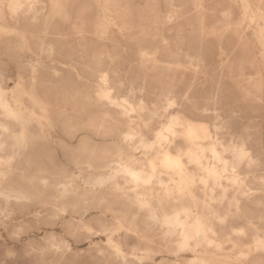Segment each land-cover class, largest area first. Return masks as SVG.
<instances>
[{"label": "rangeland", "instance_id": "obj_1", "mask_svg": "<svg viewBox=\"0 0 264 264\" xmlns=\"http://www.w3.org/2000/svg\"><path fill=\"white\" fill-rule=\"evenodd\" d=\"M10 1L0 0V6L3 8L0 23L16 26V33L19 36L23 35L25 38L23 45L19 41L11 45L16 47L22 45L30 48L31 51L34 49L37 51L38 38L50 41L56 52L50 58H46L44 55L42 63L47 67L53 66L58 72L52 74L51 70L38 68L40 76L36 78L34 83V88L37 87L36 91L33 88V94L42 102L48 103L49 123L51 125L46 124L47 126L43 130L40 129V132L35 122L30 123L31 135L35 137H31L30 144L23 150L21 155L14 157V159L6 162V151H0V174H3L0 176V189L23 190L32 198L28 202H16V200L9 198L6 202L4 196L0 195V198L2 197V200L0 199V264H138L140 262L128 255L130 246L136 244L135 236L129 234L126 236L124 231L112 235L113 239L122 240L123 248L127 253L125 259L122 260L110 247H107L106 234L101 233L100 230L103 226L113 228L119 218L124 223H132L137 229H144L143 226L147 223L144 212L139 211L134 204L126 203L122 199H114L113 196L116 192L111 188L99 189V187H95L89 190L90 185L87 182L89 178L102 174V170L98 166L108 160H114L116 156L112 152L117 148L115 144L124 142L121 136L107 135L106 132L109 130L120 132L125 130L128 125L137 126V113L135 112L133 113L136 116L131 113L134 120L132 123L128 124L122 118H118L117 121L108 118L106 120L108 124L100 125L98 123L99 112L96 108L86 105L83 107V104L80 107L81 101L77 96V92L78 89L81 91V82L78 80L82 77L81 80L84 79L82 84L84 85L85 82L89 85L84 90H92L96 84L95 78L99 74H106L109 79L115 77L121 80L122 87L121 90L116 92V95L125 96L126 93L123 88L126 87H141V91H134L131 100L135 103L138 98H141L145 102L146 110L157 108L163 112L164 117L168 113L175 114L180 111L190 121L202 123L210 129L213 125L223 126L221 129L222 135L221 131L218 134L221 141L233 144L243 143L246 148L251 150L260 164L257 168L248 173H242L240 176L247 182L249 187L255 189V197L258 198L261 206L259 205L258 208L254 204L249 205L247 214L250 216L251 224L246 229L248 237L233 240L237 245L247 246L251 245L248 238L254 227H258L260 234L264 233V58H261L264 57V55H261L264 54V0H244V2L241 0H226V2L225 0H163V3L162 0H91V2L90 0H64L65 3L63 0H38L35 3L36 6L38 8L45 7L38 10V14L45 15V17L34 22L30 18H24L21 14L18 16V22L15 25H13L8 11L5 9ZM104 1L106 4H103ZM189 1L191 2L189 3ZM55 2H59V7L55 8ZM61 13H64V15ZM258 13L262 14L258 15ZM112 21L113 23L109 24ZM106 23L109 25L107 26ZM216 24L219 28L215 26ZM245 25L247 26L245 27ZM51 26L56 31L52 30ZM244 27L247 29L245 30ZM212 28L213 32L210 31ZM260 28H262V31H260ZM78 29L81 32L76 33ZM219 29L220 31H218ZM43 30H45V33ZM47 33L48 35H46ZM216 40L218 41L216 42ZM245 45L244 49L243 46ZM6 48L4 36L0 33V85L5 92L8 94L11 92L10 94L16 96L15 85L19 72L21 71L24 87L28 86L27 89L30 88L29 84H31L30 76L24 66L20 71L18 69L19 64L25 63V57L21 58V62L20 60L17 62L14 56L7 53ZM249 49L252 50L249 51ZM244 56L246 57L244 58ZM143 60H146V64ZM151 62L155 63V65L152 63L154 67ZM156 63L160 64H157V66ZM163 63L170 65L171 68L167 65L165 67ZM139 65L140 67H138ZM173 65L175 67L179 66L175 68ZM239 71L242 72L241 75ZM76 72L80 73L79 79ZM142 72L144 73L142 74ZM44 79L47 80L43 81ZM254 80L260 81V90L254 88ZM74 82H77L78 89L71 85ZM41 83L44 84L43 87ZM243 83H246V86ZM234 87L236 90H234ZM169 91L175 94L180 103L179 106L176 104L172 107L164 106V95H168ZM248 93L251 96H248ZM60 94L64 98L61 99ZM22 97V100L26 103L25 105L28 109H31L26 94L24 93ZM55 99L58 102L54 101ZM232 100L237 102L235 103ZM63 109H66V112L60 113ZM198 110L200 113H198ZM69 112H73V114ZM141 114L145 117L144 111ZM164 117L162 118L164 119ZM161 124L157 119H154L147 126L141 125L140 128L144 132H148V136L151 138ZM60 130L64 131V134ZM244 131L246 135H244ZM127 144L132 146L129 142ZM106 149L113 156L104 155L105 151L103 150ZM140 151V149H135V155L142 156ZM102 154L104 157L101 156ZM82 157H85V159ZM78 165L88 168L87 171L80 172ZM72 167L75 168L72 169ZM188 167L191 170L195 169L193 164L188 165ZM161 175L166 176L165 173H161ZM57 176L63 177L57 180ZM41 178L51 185L59 181L69 184V190L71 189L70 198L72 195L73 197L83 194L90 196L94 193L97 196L103 195V201L101 200L102 202L94 206L83 205L82 203L77 206H70L66 203V210L63 212L61 211L62 201L66 202L67 198L58 199L56 197L59 196L57 194L58 190L56 188L52 189L53 186L51 185V189L49 186L39 188ZM256 179H259V182ZM228 195H231V191H228ZM105 212L109 213L106 214ZM257 212L260 213V215L258 214L260 218L257 217ZM130 217H132L131 221ZM244 219L243 217L235 219L232 225L235 228L243 227L245 225ZM90 223L94 224L90 226ZM141 225L143 226L139 227ZM152 231L147 233V236L150 234L148 236L150 243H137L140 244L138 247L141 249H144L146 245L153 249V252L148 253L144 250L137 252L142 256L139 264H186L192 259L191 254L179 256L167 254L164 250L170 245V242L160 239ZM231 245L230 242L224 244L225 250L222 252L223 254L217 255V262L224 254H228L230 258L228 264H240L235 259L233 253L235 249L231 248ZM111 257L114 259L112 260ZM243 264H264V252L252 253Z\"/></svg>", "mask_w": 264, "mask_h": 264}, {"label": "bare ground", "instance_id": "obj_2", "mask_svg": "<svg viewBox=\"0 0 264 264\" xmlns=\"http://www.w3.org/2000/svg\"><path fill=\"white\" fill-rule=\"evenodd\" d=\"M191 1H189V3ZM241 1L244 2V0H241ZM37 2H38V0H11L9 3L7 2L8 4L5 6L6 7L5 9L8 11L9 18L11 19L13 25H15L16 22H18V20H17L18 16L21 14H23L24 18H30L34 22L38 21L39 19H43L45 17V15L43 16V15L38 14V10L44 9L45 7L42 6V7L38 8L35 4ZM63 2H64V0H63ZM90 2H91V0H90ZM165 2H164V4H165ZM225 2H226V0H225ZM4 3H6V2H4ZM162 3H163V0H162ZM168 3H170V2H168ZM259 3H260V1H259ZM54 4H55V8L59 7V2H55ZM103 4H106L105 1ZM184 4H182V5H184ZM221 5H222V3H221ZM187 6H188V4H187ZM49 8H48V10H49ZM104 8H105V6H104ZM263 8H264V6H263ZM100 9L102 10V8H100ZM109 9H112V8H109ZM197 9H202V8H197ZM244 9H245V7H244ZM1 11H3V8L0 6V15H3L1 13ZM62 12H63V10H62ZM61 14L64 15V13H61ZM61 14H60V16H61ZM259 14L260 13H258V15ZM106 15H107V13H106ZM52 16H53V14H52ZM198 16H200V15H198ZM252 16H253V13H252ZM97 17L99 18V16H97ZM172 17H173V15H172ZM261 18H263V17H261ZM51 19H53V18H51ZM262 22H263V20H262ZM112 23H113V21L110 22L109 24H112ZM161 23H162V21H161ZM109 24H107V26ZM224 24H227V23H224ZM228 24H229V22H228ZM230 25L232 26V24H230ZM234 25H235V23H234ZM243 25H244V23H243ZM215 26H217V24ZM246 26L247 25H245V27ZM211 27H213V26H211ZM107 28H110V27H107ZM236 28H237V26H236ZM236 28H234V29H236ZM262 28H260L261 29L260 31H262ZM51 29H52V26H51ZM246 29L247 28H245V30ZM248 29H250V28H248ZM16 30H17L16 26H10L9 24L3 23V22L0 23V33L4 36V43L7 46V48H6L7 53L11 56H14V58L17 62H19V60L21 62V60H22L21 58L25 57V59H24L25 63L19 64L18 69L20 71L22 69V66H24L27 69L26 71L28 72V74L30 76L31 84L28 83L30 85L29 89L26 88L28 86L24 87V82L22 79V75L20 74V72H21L20 71L18 74V78L16 79V81H17L16 85L14 84L16 96H14L13 94H10L11 90L8 89V90H10L9 91L10 95H9L7 92L4 91V89L0 85V113L2 115V118L0 119V151L1 150L6 151V154H7L6 162L14 159V157H16V156L21 155L23 153V150L30 144L31 137L33 136V135H31V131H30L31 127H29L30 123L35 122L36 125L38 126L37 128L39 130L40 129L43 130V128L47 126L46 124L51 125L49 123L50 112L47 108L48 103H45L44 101L42 102L40 99H38L37 96H35L33 94V88L35 86L34 83H35L36 78L38 76H40L38 73V70H39L38 68H43L44 70H51L52 74L53 73L56 74L58 72V70L53 68V66H51L52 68L47 67L46 65H44L42 63L43 62L42 57L44 55L46 56V58H50L56 52V49L51 44V42L46 41V40L44 41L43 40L44 38H42V39L38 38L39 44H38V46L35 45L37 47V51H36V49L31 51L30 48L22 46L23 45L22 43L25 42V38L23 35L19 36L18 33H16ZM52 30L56 31L55 29H52ZM103 30H101V31H103ZM44 31L45 30H43V32ZM210 31L213 32L214 31L213 28ZM210 31H209V33H210ZM218 31H220V29ZM238 31L240 32V30H238ZM79 32H81V31L78 29L76 31V33H79ZM138 32H139V30H138ZM221 32H226V31H221ZM96 33H98V32H96ZM243 33H244V30H243ZM217 34H219V33H217ZM46 35H48V33ZM46 35H45V37H46ZM257 35H258V33H257ZM203 37H204V35H203ZM61 39L63 40V38H61ZM95 39H97V38H95ZM104 39H105V37H104ZM92 40H94V39H92ZM262 40H263V38H262ZM17 41L21 42V44H22L21 47H20V45H18L17 47L14 45L13 46L11 45L12 43H15ZM217 41L218 40H216V42ZM246 42H245V44H247ZM241 43H242V41H241ZM248 43H250V42H248ZM262 43H263V41H262ZM243 47L245 49L246 45ZM248 47H249V45H248ZM249 48H251V47H249ZM253 48H255V47H253ZM261 49H262V47H261ZM218 50H219V48H218ZM250 50H252V49H249V51ZM22 51H24V52H22ZM20 52L22 53L21 55H20ZM218 54H219V52H218ZM261 55H264V54H261ZM221 56H223V55H221ZM141 57H142V55H141ZM141 57H140V60H141ZM245 57L246 56H244V58ZM145 58H146V56H145ZM254 58H255V56H254ZM261 58H264V57L262 56ZM90 59H91V57H90ZM146 60H147V58H146ZM258 60H259V58H258ZM260 60H262V59H260ZM145 61L143 60L144 64H146ZM117 62H118V60H117ZM143 62H141V63L143 64ZM152 63L153 62H151V65H152ZM137 64H140V63H137ZM153 64L155 65V63H153ZM157 64H160V63H156V65ZM140 65L138 67H140ZM154 65H152V66L154 67ZM163 65H165V64L163 63ZM166 65H165V67H166ZM258 65H259V63H258ZM167 66H169L171 68L170 65H167ZM178 66H176V67H178ZM142 67H144V66H142ZM161 67H162V65H161ZM238 68H239V66H238ZM86 70H87V68H86ZM143 71H144V69H143ZM92 72H94V71H92ZM143 73L144 72H142V74ZM241 73L242 72H240V75H241ZM166 74H168V73H166ZM5 76H7V75H5ZM76 76H78V79H79L80 73L76 72ZM239 77H237V78H239ZM75 78H77V77H75ZM81 78L78 80L81 82L80 83L81 91H80V89L77 88L78 87L77 82L76 83L74 82L71 84L72 86H74L76 89H78L80 91V92L79 91L77 92L78 93L77 96L79 97V99L81 101V103L79 105H80V107L83 104V107H84V105H86V106H90L92 108H96L97 112H99L98 123L100 125L108 124V122H106V120H108V118L112 119L114 121H117L118 118H122L125 122H127L129 124V123H132L134 121L131 113H133V112L137 113V126L128 125L127 128H125V130L120 131V132L112 131V130H109L106 132L107 135L121 136L124 139V142H120L118 144H115L117 146V148L115 150H113V152H112V154H114L116 156V158L114 160H108L105 163L98 166V168H100L102 170V174H100L98 176L91 177L87 181L90 185L89 190H92L95 187H99V189L104 188V187L113 189V191L116 192V193L114 192L115 193V195L113 196L114 199L118 198V199H122L126 203L128 202L129 204H134L135 207L139 211L142 210L144 212V213L143 212L142 213L144 214V218L147 221L145 226H143L144 224L139 226V227L143 226L144 229H137L136 227L133 226L132 223H124L120 220V218L116 221V225L113 228H106L103 226V228L100 230V232L106 234L107 245H108L107 247H110L114 251V253L120 257V259L124 260L125 257L127 256V253L125 252V250L123 248L124 245L122 243V240L112 238V235L114 233H118V232L120 233V231H124L126 236H127V234H129V235L135 236V239H136V244L130 246V253L128 255L132 256L134 259H137L138 261L141 262L142 256H140L137 252L144 250V252L148 253V252H153V249L148 247V245H146L144 249H141L138 247V245H140V244H137V243H140V242H144L146 244L150 243V239H148V236L150 234L147 236V233L149 231L153 230L152 232L155 235H157L160 239L167 241V242H170V245L169 246L167 245L168 247L166 248V250H164L167 254H171V255H175V256L191 254L193 256L192 259H190L189 262L186 264H228L229 263L228 260L230 259L228 254H224L223 257H221V259L219 260V262H217L218 261L217 255L223 254L222 252L225 250L224 244L227 242H230L232 244L231 248L235 249V251L233 253L235 255V259L240 264H243L244 261H247V259L249 258V256L252 253L258 254L260 251L264 252V233L262 232L263 234H260V232H258V230H259L258 227H254V229L252 228L253 229V230L251 229L252 232L249 233L250 236L248 239L250 240L249 244H251V245H247V246H243L242 244L237 245L236 242H234V240H233V239L241 240L238 238H244L245 239L248 237L246 229L251 224L250 223V216H249V214H247L248 207L250 204H254L259 208V205H260V201L258 200L257 197H255V193H256L255 189L252 187H249L247 182L243 178H241V176H240L242 173H248L249 171L257 168L260 164L258 158L254 155V153L251 150L246 148L243 143L233 144V143H224L223 141H221L219 138L220 135L218 136V134L221 131V135H222L221 129L223 128V126L213 125V127L210 129L207 127V125L205 126L202 123L190 121L180 111L176 112L175 114L174 113H168V115L166 117H164L163 112L159 111L157 108L146 110L145 102L141 98H138L135 103L131 100V97H132L134 91L135 90L141 91V87L130 86V87L123 88L126 94H125V96L121 97V96L116 95V92L121 90V87H122V82L118 78L114 77L113 79H109V77L106 74H99V76H96V78H95L96 84L92 88V90H87V89L84 90L85 87L88 88L89 85L85 84V82L83 85L82 83H83L84 79L82 81ZM254 78H256V77L254 76ZM246 79H247V77H246ZM46 80L44 79L43 81H46ZM252 80H253V78H252ZM76 81H77V79H76ZM122 81H124V80H122ZM238 81H240V80H238ZM238 81H237V83H238ZM253 82H254V88L260 90V88H261L260 87V81L254 80ZM241 83H242V81H241ZM250 83H252V82H250ZM238 84H240V83H238ZM43 86H44V84H42V87ZM45 86H46V84H45ZM249 86H251V85H249ZM237 87H238V85H237ZM23 88H25V89H23ZM36 88H34V90ZM251 88H253V87H251ZM234 90H236L235 87H234ZM262 90H263V88H262ZM23 92L26 94V97L29 100L28 105L31 106V109H28V107L25 105L26 103L22 100V98H23L22 95L24 94ZM62 92H64V91L62 90ZM241 93H243V92L241 91ZM169 94L164 95V97H165L164 106L165 107H172L175 104L179 106L180 103H179L178 99H176L177 97L175 96V94L172 91H169ZM60 96H61V99L64 98L63 95L60 94ZM156 96H157V94H156ZM184 96H185V94H184ZM248 96H251V95H249V93H248ZM58 99H59V97L57 98V100ZM206 99H207V97H206ZM57 100L55 99L54 101H57ZM183 100H184V98H183ZM198 101H200V100H198ZM232 101H234V100H232ZM56 104H58V103H56ZM199 105H201V104H199ZM90 107H89V109H90ZM194 109H195V107H194ZM143 111L145 112V117L142 114L140 115V113ZM61 112H63V113L66 112V109H63L62 111H60V113ZM69 113L73 114V112H69ZM198 113H200L199 110H198ZM204 113H206V112H204ZM81 115H83V114H81ZM134 116H136V115L134 114ZM162 117H164V119ZM211 117H213V116H211ZM69 119H71V118H69ZM154 119H157V121L162 123V124L157 128L155 133L152 132L153 133L152 137L149 138L148 132H144L140 127H141V125L147 126L148 123ZM66 121H68V120H66ZM248 122H249V120H248ZM119 125H120V123H119ZM94 126H95V124H94ZM146 130H147V128H146ZM243 130H242V132H243ZM40 132H41V130H40ZM86 133L89 134L88 132H86ZM244 133H245L244 135H246L245 131H244ZM260 133H261V131H260ZM260 136H261V134H260ZM33 137H35V136H33ZM47 137H48V135H47ZM60 137H62V136H60ZM127 142H129V144H132L133 147L129 146L127 144ZM47 143H49V142H47ZM48 145H50V144H48ZM135 149H140L141 150L140 153L142 152V156H137V154L135 155V153H134ZM103 151H105L104 155L105 154L111 155L108 149L103 150ZM97 155H98V153H97ZM101 156H103V154ZM111 156H113V155H111ZM82 158L85 159V157H82ZM87 162H89V161H87ZM90 163L92 164L91 161H90ZM191 164L194 165L195 171L191 170L188 167V165H191ZM77 167H78L80 172L87 171V169H88V168L86 169V167L84 168L83 166L81 167L79 165ZM74 168L72 167V169H74ZM75 172H76V170H75ZM161 173H165L166 176H162L163 174L161 175ZM253 173H255V171H253ZM26 174H30V173H26ZM35 174H37V173H35ZM2 175L3 174L1 173L0 176H2ZM61 177H63V176H61ZM61 177L57 176V180H58V178H61ZM77 177H79V176H77ZM258 180L256 179V181H258ZM70 181H72V180L70 179ZM39 182H40L39 188L41 186L42 187L49 186L50 189H51V186H53L52 189L56 188L58 190L57 194L59 195V196H56V197H58V199L59 198L60 199L67 198L66 202L62 201L61 211H63V212L66 210V203L69 204L70 206H77L80 203H82L83 205L94 206V205H97L100 202H102L103 198H104L103 195L97 196L94 193H92V195H90V196H86V194L85 195L83 194L81 196L78 195V196L73 197V195L72 196L70 195L71 196V198H70L69 194L71 193V191H70L71 189L69 190V188H70L68 186L69 184L59 181V182H55L53 185H51L50 183L45 181L43 178H41V181H39ZM30 186H32V185H30ZM72 186H74V185H72ZM262 187H263V185H262ZM82 188H83V185H82ZM260 189H262V188H260ZM73 191H75V190H73ZM103 191H105V190H103ZM228 191H231V195H228ZM51 192H53V191H51ZM0 195L4 196V198H5L4 201L8 200L9 198L16 200V202L17 201H27L28 202V200H30V199L32 200L31 196H29L28 193L23 191V190H2V189H0ZM36 195H38V194H36ZM6 202H8V201H6ZM6 206H8V205H6ZM49 213L51 214V211ZM108 213H106V214H108ZM256 214L260 215L259 212H257ZM259 215L257 216L258 218H260ZM37 216H39V215H37ZM242 217L245 218L244 219L245 225L243 227L235 228L232 225L233 220L238 219V218H242ZM31 218H32V216H31ZM131 218L132 217H130V221H131ZM142 218H143V216H142ZM115 219H117V218H115ZM33 220H35V218H33ZM256 220H258V219H256ZM84 222H86V221H84ZM258 222H261V221L258 220ZM111 223H112V221H111ZM93 224L90 223L89 225L91 226ZM35 226H36V224H35ZM84 231H85V229H84ZM82 235H80V236H82ZM234 236H236V238H234ZM130 239H131V237H130ZM153 240H154V238H153ZM83 242H84V240H83ZM101 244H103V243H101ZM141 244H143V243H141ZM94 248H95V246H94ZM156 250H157V247H156ZM102 252H105V251H102ZM157 252H160V251H157ZM157 252H154V253H157ZM113 259L114 258H112V260ZM132 261H133V259H132Z\"/></svg>", "mask_w": 264, "mask_h": 264}]
</instances>
